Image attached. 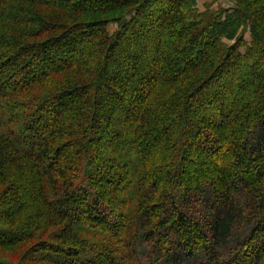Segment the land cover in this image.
<instances>
[{
	"label": "trees",
	"instance_id": "16d2710c",
	"mask_svg": "<svg viewBox=\"0 0 264 264\" xmlns=\"http://www.w3.org/2000/svg\"><path fill=\"white\" fill-rule=\"evenodd\" d=\"M232 2L0 0V264H264V0Z\"/></svg>",
	"mask_w": 264,
	"mask_h": 264
},
{
	"label": "rangeland",
	"instance_id": "374dc122",
	"mask_svg": "<svg viewBox=\"0 0 264 264\" xmlns=\"http://www.w3.org/2000/svg\"><path fill=\"white\" fill-rule=\"evenodd\" d=\"M197 11L204 12L206 9H210L212 11L218 10H232L234 9V5L232 0H197ZM117 27L115 25H109L108 31L110 33L114 32ZM244 40L248 43L250 41L249 33L246 32L244 36Z\"/></svg>",
	"mask_w": 264,
	"mask_h": 264
}]
</instances>
